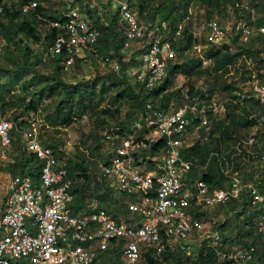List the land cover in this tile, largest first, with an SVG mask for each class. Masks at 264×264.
Masks as SVG:
<instances>
[{
	"label": "built area",
	"instance_id": "2783aa9c",
	"mask_svg": "<svg viewBox=\"0 0 264 264\" xmlns=\"http://www.w3.org/2000/svg\"><path fill=\"white\" fill-rule=\"evenodd\" d=\"M112 1L118 8L123 49L137 47L142 50L132 78L145 90L158 87L166 77L169 62L176 57L172 41L162 36L156 24L142 21L128 1ZM104 2L107 3L88 0L82 5L71 4L61 11V20L46 25L58 31L46 48V54H62L65 70L71 68L76 59H84L90 46L100 38L95 20L103 22L101 5ZM38 4V0H32L21 6L20 11L27 15ZM4 7L11 10V2L2 0L0 13ZM235 9L250 14L251 21L243 14L237 17ZM88 11H95V15H89ZM228 13L230 22L205 21L201 31L193 33L194 38L198 41L203 35L207 45L219 48L229 45L231 36L245 42L259 36L258 57L264 62V24L254 26L250 23L254 21V7L249 2L235 1ZM161 28L165 30L166 25L162 24ZM182 28H177L174 37L180 35ZM4 46L0 38V54ZM241 62L249 66L250 75L243 88L235 93L236 101L242 103L253 97L262 107L252 114L253 128L242 142L251 145L256 131L264 127V81L252 70L251 58L245 56L228 67L229 76H233ZM218 108L214 104L203 106L199 112L204 114L210 109L216 113ZM197 112L198 104L176 107L173 104L160 110L146 102L136 111L128 131L122 132L114 125L103 131L102 142L108 152L106 162L98 165L99 176L115 199H130L126 215L120 221L99 208L96 198L87 204L88 210L72 214L75 199L66 163L59 161L52 149L41 143L34 127L22 131L24 150L41 163V170L38 183L29 176L15 175L10 176L6 184L4 203L0 207V264H141L145 254L154 250L157 256L166 246L180 249L190 257L192 242L201 246V233L205 228L202 220L193 217V210L211 211L241 198H245L251 211L264 208V188L254 176L251 181H245L240 170L234 167L224 170L229 179L224 189H212L199 179L189 178L193 164L183 154L193 146L197 129H193L189 114ZM200 123L207 125L205 115H201ZM11 129L12 124L0 116L3 148L11 146ZM142 133L143 139H138ZM160 141L163 143L160 154L157 157L147 154L144 158L150 161L151 170H146L145 165H136V157L141 160L140 152ZM251 157L259 159L257 155ZM3 160H7V166L14 162L13 157L1 153L0 165ZM260 161V171L264 174V156ZM255 228L264 240L263 217L258 219ZM205 238L210 240L218 261L255 264L252 248L221 251L218 249L221 237L217 231Z\"/></svg>",
	"mask_w": 264,
	"mask_h": 264
},
{
	"label": "trees",
	"instance_id": "16d2710c",
	"mask_svg": "<svg viewBox=\"0 0 264 264\" xmlns=\"http://www.w3.org/2000/svg\"><path fill=\"white\" fill-rule=\"evenodd\" d=\"M11 2L12 9L9 10L4 7L2 13H0V38L4 42L10 43L11 48H6L5 53H8L9 58H12L13 69L0 67V78H7L9 84L4 85L0 83V115L4 114L9 109H14L17 105L13 102L9 103L6 98H13L11 95V87L13 85L10 76L13 75L16 80L21 75H29V79L24 81L23 90L27 93L28 89L40 87L38 93H33L34 100L36 97L41 96L45 92L51 96L61 98L58 103L55 115L48 121L54 125L56 123L62 125H68L72 121V116L75 115L74 109L78 107L80 110H85L84 99L89 96L93 97V92H87L86 89L80 90L77 85H71L61 78V74L64 72L63 55H47L46 48L51 43V40L55 38L58 31L56 28H50L46 32L40 30L41 26L46 27L49 22L61 20V12L59 15H52L47 9H45L41 0H38V6L34 11L24 15L20 11V7L27 4L32 0H8ZM88 0H80L81 5ZM114 3L112 0H108ZM107 1V3H108ZM132 8L136 6L139 17L146 23L156 24L160 28V33L164 38L170 39L176 52V57L168 64L167 73L165 79L161 84L153 89L145 90L142 85L135 82V88L122 90L114 97L115 102H119L127 97L131 101L129 105V117L126 121H117L113 124H107L108 129L111 126H117L122 132L128 131L130 128L131 120L133 119L137 110H139L146 102H150L153 107L160 110H166L170 108L175 101H179L181 105L194 106L198 104V112L190 113L189 117L193 120V129L196 130V136L193 139V146L184 152V158L191 161L193 164L192 172H199V180L205 182L212 189H224L228 186L229 179L224 175V170L227 167H234L240 170L245 181H251L254 176L258 184L264 188V174L260 169L262 161L261 156H264V127L257 130L254 135V143L251 145L243 144L249 137L250 131L253 128L254 119H251L253 113L261 109L259 102L250 97L248 100L239 103L236 101L235 93L240 91L242 87H236L232 84L225 85L226 90L222 96H218L215 88V82L212 85V89H199L194 88L191 84L183 91L181 89H173L175 79L178 75L185 78H189L194 74H199L202 68V61L200 59H186L185 54L188 53L193 46L197 44L194 38L193 32L184 25V21L189 20V13L187 15L188 6L191 0H187L182 8L183 12L179 11L176 7L174 0H163L157 7H151L150 0H135V5L131 3L132 0H127ZM134 1V0H133ZM228 7L231 9L234 6L235 0H224ZM239 1V0H237ZM2 0H0V3ZM116 4V3H115ZM110 6V3H108ZM108 5H101L102 8H107ZM227 7V8H228ZM255 9V6H253ZM224 8L223 10H225ZM229 9V10H230ZM226 9V12H229ZM237 17L243 14V17L251 21V15L240 13L237 9L234 10ZM88 14L93 16L95 11H88ZM105 20L103 22L99 19L95 20V25L100 31V38L96 44L90 46L86 52V56L89 53L96 54L104 62L113 61L118 59L119 73L121 74V84H127L126 72L129 69H134L138 65L139 53L141 49H123L124 36L120 24V18L117 5L108 14H104ZM216 19L220 20L215 14L208 13L205 21ZM254 26H260L264 24V19H261L257 23L250 22ZM162 24L166 25V29L161 28ZM222 24V22H220ZM179 26H183L181 33L178 37H174V34ZM203 39V38H202ZM259 36L250 39L249 41H240L237 37L231 36L229 45L224 44L219 48L207 45L209 50L207 51V58L212 62V70L223 74L225 78H229V66L236 64L237 60L242 56L251 58L252 70L258 76L261 81H264V62L259 57V47L257 46V40ZM253 41V42H252ZM255 42V44H254ZM28 43L41 44L43 50L37 52L33 50ZM6 47V46H5ZM128 54L127 56V53ZM11 59V58H10ZM85 59V58H84ZM125 60V61H124ZM82 59H76L73 68L78 63L82 62ZM48 62L52 65L53 76L42 77L37 73L36 67L42 63ZM243 69H245L246 78H249L250 71L249 66L245 62H241ZM244 73V74H245ZM22 77V76H21ZM107 86L102 85L101 94H105L112 88L116 89L117 84L113 83L108 85L111 81V77H107ZM232 80V79H231ZM229 79V81H231ZM214 87V88H213ZM83 88H87L84 85ZM29 102V109L36 111L35 101ZM99 102H103L100 99ZM216 105L219 107L216 113H213L210 109L204 114L199 111L203 106ZM104 114H109L108 110L103 111ZM118 113V111H115ZM201 115H205L207 118V125L202 126L200 123ZM238 116L241 122L237 125L234 124V118ZM58 121V122H57ZM240 125V127H238ZM33 126L26 122L18 123L17 119L13 120L12 129L10 130L11 146L14 149V155H12L13 164L4 167L7 168L10 176L21 175L29 176L35 183H38L39 174L41 170V163L33 156L29 155L24 150V145L21 138V132L26 129H32ZM35 128V127H34ZM143 133L138 139H143ZM41 143L52 149L56 158L65 162L68 170V178L73 182L71 193L74 196V204L72 205V214L78 215L83 209L88 210V203L93 198H96L100 202L99 208L105 210L116 221H120L121 217L126 215L127 202L130 199H115L110 193V189L105 182L99 176L100 164L98 161L94 162V169L97 171L96 179L92 180V174L94 171L91 169L92 159L88 158V150L84 152V160H73L64 157L55 145H48L42 142V136L38 135ZM102 142V133L101 140ZM240 143V146L238 145ZM146 142V147H147ZM101 147L100 144L95 145L94 151H98ZM163 143L160 141L157 144L151 145L150 149L141 151V160L136 157V165L146 166V170H151L152 166L149 160L144 159L147 154L150 157H157ZM257 155L259 159H253L251 156ZM107 160V156H106ZM106 160L104 162H106ZM103 162V163H104ZM206 169L203 170V167ZM5 170V169H4ZM191 172V173H192ZM189 178L195 179L189 175ZM229 206L241 207L244 211L249 212V216L246 218L244 224L250 225L258 221L261 217L264 219V208H260L256 211H251L245 198L239 200H232L227 204ZM223 206V205H221ZM220 207V206H219ZM210 211H203L199 209L193 210V217L203 221L206 214ZM243 213V212H242ZM241 213V214H242ZM245 213V212H244ZM221 237L220 246L218 249L221 251L232 250V245H227L226 239H224L221 230H216ZM256 237L250 242V244L241 247L242 249L254 250V262L255 264H264V249L259 252L258 243H264V240L255 232ZM236 243V240L231 239ZM209 243V244H208ZM115 251V249H112ZM119 252L117 249L116 253ZM107 253H111L108 251ZM156 251L151 250L144 255L145 264H233L231 261L222 260L218 261L215 253L210 247V240L204 238L201 246H198L196 242H192V254L190 257L186 256L180 249L165 247L157 256Z\"/></svg>",
	"mask_w": 264,
	"mask_h": 264
},
{
	"label": "rangeland",
	"instance_id": "374dc122",
	"mask_svg": "<svg viewBox=\"0 0 264 264\" xmlns=\"http://www.w3.org/2000/svg\"><path fill=\"white\" fill-rule=\"evenodd\" d=\"M162 1L163 0H150L151 7H157ZM239 1L249 2L252 6H255L253 18L256 23L264 19V0ZM174 2L179 11L183 12L184 8L182 7L187 0H174ZM108 3H110V6ZM108 3H102L104 6L108 5L107 8H102L103 20L105 21L104 14L110 13L116 5L115 2L108 1ZM131 3L134 6L135 0H132ZM41 4L52 15H59L61 11L71 4L81 5L80 0H41ZM228 6L229 5H227L224 0H191L187 10V15L189 13L190 18L184 21L183 24L193 33H197L203 28L208 13L215 14L222 24H226L231 21L229 13L226 12V9H230ZM135 7L136 6H134V8ZM224 8L226 9L223 10ZM135 9L137 10V8ZM40 30L44 33L48 31V28L41 26ZM200 37L201 40L185 54L182 60L200 59L202 61L201 72L189 78L178 75L175 79L173 89L185 91L191 84L194 88L207 90L208 88L212 89V85L215 82L216 88L214 91H216L218 96H222L226 91L224 89L225 85L232 84L236 87H242L246 81V73L245 69H243V65H240L238 69L234 71L233 76L229 78H225L224 75L218 73V71L215 72L212 70V62L207 58V51L209 48H207L206 43L202 39L203 35ZM28 45L37 52L43 50L41 44L28 43ZM5 46L0 54V67L13 69L14 66L11 61L13 57H10V59L8 53H5L6 48H11L10 43L5 42ZM128 54L130 53L128 52L127 56ZM36 70L42 77H48L50 79L51 76H53L52 65H49L48 62L38 65ZM133 73L134 70L129 69L126 72L127 84H121L118 59L115 58L113 61L104 62L96 54L92 53H89L82 62L78 63L73 68L64 70L61 74L63 81L71 85H77L80 90L86 89L88 93L93 92L94 94L92 99H90L89 96H86L84 99L85 110H80L78 107L74 109L75 115L72 116V121L68 125L59 123L52 125L47 119V117H49L50 120V118L55 115L61 98L51 96L45 92L34 100L33 93H38L40 87L33 88V90L28 89L27 93L23 90V83L29 79V75H21L22 77L20 76L18 80L11 75L9 79L13 82L10 88L13 98L7 97L6 101L9 103L13 102L17 106L14 109L7 110L0 116L11 124L14 119H17L18 123L24 121L32 125L36 129L37 135L42 136V142L48 145H55L66 158L80 161L84 160V158H86L84 152L88 150V158L92 159L93 163L91 169L94 171L92 174V180H94L97 177V171L94 169L93 161L103 163L106 160L108 152L103 142L100 141L101 133L104 131L103 128H106L107 124H113L117 121H126L129 117V105L131 101L125 97L123 100L115 102L114 97L117 93L127 88L136 90L135 81L132 78ZM107 77H111V81L108 82V85L116 83L117 88H112L107 93L100 95L102 85L107 86ZM229 79L232 80L229 81ZM0 83L7 85V83L9 84V80H7V78H0ZM84 85H87V88H83ZM100 99H103V102H99ZM31 100L35 101L36 111L29 109L28 105ZM179 104V101H175L174 107ZM104 110H108L109 114H104ZM115 111H118V113H115ZM234 119L235 125L241 122L238 116H235ZM238 127H240V125ZM97 142L101 147L96 152L94 149ZM1 153H5L7 157H12V155L15 154L12 147L6 149L0 145V154ZM6 161L7 160H3L0 165V203L3 202L5 197V187L10 176L7 168L4 167ZM190 175L195 179L200 178L199 172L196 173L194 171L190 173ZM248 216L249 212L247 210L244 211L241 207L229 205L216 207L208 212L203 219L205 228L201 233L202 239L219 229L222 231L227 245H232L233 247L240 246V248L245 247V245L250 244L254 237H256L255 223L252 222L250 225L244 224ZM233 238L236 240V243L231 241ZM257 247L259 252L262 251L264 249V243L259 242ZM141 264H145V262L142 260Z\"/></svg>",
	"mask_w": 264,
	"mask_h": 264
},
{
	"label": "crops",
	"instance_id": "0c3cea01",
	"mask_svg": "<svg viewBox=\"0 0 264 264\" xmlns=\"http://www.w3.org/2000/svg\"><path fill=\"white\" fill-rule=\"evenodd\" d=\"M9 178H10V176H9ZM4 199H5V197H4ZM4 199H3V202H1V203H0V207H1V206H2V204L4 203Z\"/></svg>",
	"mask_w": 264,
	"mask_h": 264
}]
</instances>
